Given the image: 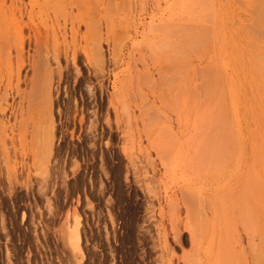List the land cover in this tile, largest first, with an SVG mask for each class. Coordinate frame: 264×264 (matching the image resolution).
Instances as JSON below:
<instances>
[{"label":"rangeland","instance_id":"obj_1","mask_svg":"<svg viewBox=\"0 0 264 264\" xmlns=\"http://www.w3.org/2000/svg\"><path fill=\"white\" fill-rule=\"evenodd\" d=\"M262 65L264 0H0V264H264Z\"/></svg>","mask_w":264,"mask_h":264},{"label":"bare ground","instance_id":"obj_2","mask_svg":"<svg viewBox=\"0 0 264 264\" xmlns=\"http://www.w3.org/2000/svg\"><path fill=\"white\" fill-rule=\"evenodd\" d=\"M84 3H85V2H84ZM80 5H81L82 7L84 6L83 4H80ZM82 7H81V8H82ZM81 10H83V9H81ZM257 10H258V8H257ZM256 12H257V11H256ZM253 14H254V12H253ZM83 15H86V14H83ZM88 15H89V13H88ZM84 18H85V17H84ZM254 18H255V17H254ZM88 19H89V18H88ZM91 21H92V20H91ZM254 21H255V20H254ZM84 22H85V21H83V23H84ZM85 23H86V22H85ZM91 23H93V21H92ZM254 23H255V22H254ZM88 25H89V24H88ZM95 25H97V24H94V26H95ZM255 25H256V26H255ZM255 25H254V27L257 28V24H255ZM97 26H98V25H97ZM90 27H91V25H90ZM95 27H96V26H95ZM95 27H94V29H95ZM97 28H98V27H97ZM90 29H91V28H90ZM254 29H255V28H254ZM90 32H92V31L90 30ZM95 35H96V34H95ZM262 56H263V55H262ZM262 64H263V62H262ZM262 66H263V65H262ZM262 66H261V67H262ZM262 68H263V71H264V66H263ZM260 70H261V69H260ZM260 73H261V72H260ZM262 73H263V72H262ZM262 73H261V74H262ZM262 75H263V74H262ZM262 75H261V76H262ZM262 77L264 78V76H262ZM248 203H249V202H248ZM236 212H237V211H236ZM246 212H247V211H246ZM238 213H239V212H238ZM247 213H248V212H247ZM248 214H249V213H248ZM248 218H249V217H248ZM240 220H241V219H240ZM243 220L245 221L246 219H243V218H242V221H243ZM242 221H241V222H242ZM244 221L242 222L243 225H244V223H245ZM247 223H248V222H247ZM186 224H187V222H186ZM247 226H249V225H247ZM188 228H190V227H188ZM191 228H193V227H191ZM248 230H249V228H248ZM189 231H190V230H189ZM219 252H220V251H219ZM193 256H194V255H193ZM188 258H189V257H188ZM197 258H199V264H201L200 261H201L202 258H201V257H197ZM188 261H189V260H188ZM207 263H208V262H207ZM207 263H206V264H207ZM216 263H217V262H216ZM184 264H188V263H187L186 261H184ZM191 264H192V262H191ZM208 264H213V262H209Z\"/></svg>","mask_w":264,"mask_h":264}]
</instances>
